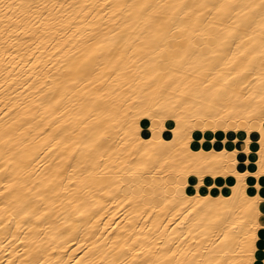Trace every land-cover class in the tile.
Wrapping results in <instances>:
<instances>
[{
	"label": "bare ground",
	"instance_id": "obj_1",
	"mask_svg": "<svg viewBox=\"0 0 264 264\" xmlns=\"http://www.w3.org/2000/svg\"><path fill=\"white\" fill-rule=\"evenodd\" d=\"M263 177L264 0H0V264H264Z\"/></svg>",
	"mask_w": 264,
	"mask_h": 264
},
{
	"label": "snow or ice",
	"instance_id": "obj_2",
	"mask_svg": "<svg viewBox=\"0 0 264 264\" xmlns=\"http://www.w3.org/2000/svg\"><path fill=\"white\" fill-rule=\"evenodd\" d=\"M4 7L7 9V11L5 12L4 18L5 19H11V17L8 16V12H13V13L18 12L19 10L23 9L25 6L24 5H6ZM28 7L31 8L33 6L29 5ZM141 7H147V6L142 5ZM200 7H203V5H201ZM174 255L175 254H173V256Z\"/></svg>",
	"mask_w": 264,
	"mask_h": 264
},
{
	"label": "crops",
	"instance_id": "obj_3",
	"mask_svg": "<svg viewBox=\"0 0 264 264\" xmlns=\"http://www.w3.org/2000/svg\"><path fill=\"white\" fill-rule=\"evenodd\" d=\"M222 132L221 131H218L216 134V137L218 138V139H220V138H222L223 137V133L221 134ZM207 148H211V147H213V145L212 144H210V143H207V146H206ZM216 147L217 148H220L221 147V145H219V144H216ZM261 183L263 184V186H264V177L261 179ZM263 192H264V187H263ZM262 220H264V217L262 216V218H261Z\"/></svg>",
	"mask_w": 264,
	"mask_h": 264
},
{
	"label": "rangeland",
	"instance_id": "obj_4",
	"mask_svg": "<svg viewBox=\"0 0 264 264\" xmlns=\"http://www.w3.org/2000/svg\"><path fill=\"white\" fill-rule=\"evenodd\" d=\"M249 187H250V186H249ZM249 192H250V194L252 195L253 191H250V190H249ZM255 192H256V191H255ZM255 192H254V193H255ZM254 193H253V194H254Z\"/></svg>",
	"mask_w": 264,
	"mask_h": 264
}]
</instances>
